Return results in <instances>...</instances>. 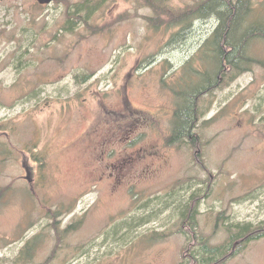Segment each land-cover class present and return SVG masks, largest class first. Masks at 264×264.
Segmentation results:
<instances>
[{"label": "rangeland", "instance_id": "374dc122", "mask_svg": "<svg viewBox=\"0 0 264 264\" xmlns=\"http://www.w3.org/2000/svg\"><path fill=\"white\" fill-rule=\"evenodd\" d=\"M203 1L162 0L155 29L146 0H0V264H183L188 244L207 256L174 210L194 192L210 248L264 229L263 40L250 70L191 100L198 161L171 141L216 23L170 21ZM77 7L88 24L68 31ZM236 250L225 264H264V238Z\"/></svg>", "mask_w": 264, "mask_h": 264}, {"label": "trees", "instance_id": "16d2710c", "mask_svg": "<svg viewBox=\"0 0 264 264\" xmlns=\"http://www.w3.org/2000/svg\"><path fill=\"white\" fill-rule=\"evenodd\" d=\"M146 5L153 12V15L147 18L149 26L155 29L162 28L165 17L169 15L165 4L162 0H146ZM82 12L80 7L69 11L66 30L74 31L78 24H88V16H83ZM176 16L177 14L170 21L176 26L181 24L188 27L192 18H213L216 23L213 34L205 45V50L209 53L208 62L203 63V68L206 70L202 71L205 85L200 87L201 89L199 86L188 85L183 93H179L181 106L175 115L174 136L171 140L172 142L181 140L183 144L187 142L192 151H195L194 158L197 162L201 148L198 146V137L193 131L198 117H196L197 114L191 100L201 94L200 90L208 92L213 89L221 77L235 78L251 69L255 60L251 56V44L256 40L264 41V13L262 10H257L251 0H208L187 7L181 11L178 19ZM214 76H216L215 84L213 83ZM0 128L4 129V126L1 125ZM36 161L39 162L40 159L37 158ZM10 190L11 187L0 189V202L7 196L9 197ZM201 197L199 192H194L186 198L187 201H183V197L179 200L180 204L174 205V210L179 209L178 213L183 219V226L192 230V232H187L192 240L199 245V249L208 251L207 256L200 255L192 250L193 244H188L183 250L185 259L183 264H225L237 251V247H245L253 240L264 238L263 228L250 233L251 226L239 227L238 242L234 244L231 251H229L231 245L210 248L207 239L198 236L195 231L197 222L194 221L199 215ZM152 216L150 215L151 218Z\"/></svg>", "mask_w": 264, "mask_h": 264}, {"label": "water", "instance_id": "95a60500", "mask_svg": "<svg viewBox=\"0 0 264 264\" xmlns=\"http://www.w3.org/2000/svg\"><path fill=\"white\" fill-rule=\"evenodd\" d=\"M55 0H37V2L40 4V5H50L54 2Z\"/></svg>", "mask_w": 264, "mask_h": 264}, {"label": "bare ground", "instance_id": "6f19581e", "mask_svg": "<svg viewBox=\"0 0 264 264\" xmlns=\"http://www.w3.org/2000/svg\"><path fill=\"white\" fill-rule=\"evenodd\" d=\"M203 198H204V197H203ZM203 198H201V200H202ZM220 216H221V217H222V216L225 217V216H224V213H221Z\"/></svg>", "mask_w": 264, "mask_h": 264}, {"label": "flooded vegetation", "instance_id": "af4514ba", "mask_svg": "<svg viewBox=\"0 0 264 264\" xmlns=\"http://www.w3.org/2000/svg\"><path fill=\"white\" fill-rule=\"evenodd\" d=\"M198 213H200V211H198Z\"/></svg>", "mask_w": 264, "mask_h": 264}]
</instances>
